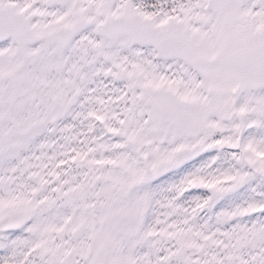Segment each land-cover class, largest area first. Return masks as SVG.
I'll list each match as a JSON object with an SVG mask.
<instances>
[{
  "label": "snow or ice",
  "instance_id": "1",
  "mask_svg": "<svg viewBox=\"0 0 264 264\" xmlns=\"http://www.w3.org/2000/svg\"><path fill=\"white\" fill-rule=\"evenodd\" d=\"M0 264H264V0H0Z\"/></svg>",
  "mask_w": 264,
  "mask_h": 264
}]
</instances>
